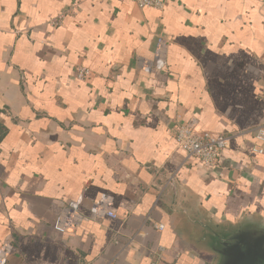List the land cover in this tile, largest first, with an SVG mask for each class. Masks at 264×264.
Wrapping results in <instances>:
<instances>
[{
    "label": "crops",
    "instance_id": "crops-1",
    "mask_svg": "<svg viewBox=\"0 0 264 264\" xmlns=\"http://www.w3.org/2000/svg\"><path fill=\"white\" fill-rule=\"evenodd\" d=\"M163 1L0 0L7 264H206L192 228L264 212V141L239 135L264 123V0ZM158 36L167 67L145 72ZM192 118L235 134L215 168L176 141ZM102 196L116 218H89ZM71 204L85 219L56 231Z\"/></svg>",
    "mask_w": 264,
    "mask_h": 264
},
{
    "label": "built area",
    "instance_id": "built-area-1",
    "mask_svg": "<svg viewBox=\"0 0 264 264\" xmlns=\"http://www.w3.org/2000/svg\"><path fill=\"white\" fill-rule=\"evenodd\" d=\"M139 8H155L162 10L165 7L163 0H129ZM62 16L52 21L54 25L60 23ZM169 40L164 36L157 37L156 49L154 58L142 59L141 66L145 72L160 71L167 67V54L169 47ZM92 71L86 66H79L76 71V76L80 80L90 78ZM253 133L258 142L264 141V123L244 130L239 135H246ZM235 135V134H234ZM234 135H227L215 133L208 130H201L197 127L196 118H192L187 122H181L175 129V138L180 147L185 149L189 157L195 158L201 164L209 168H215L219 164L220 156L223 150L231 145ZM253 151L259 154L264 153V148L260 144L253 146ZM118 214L111 206V200L108 196H102L97 201L93 202L89 210V218L93 220L102 219L105 217L116 218ZM78 204H71L66 206L62 212L57 216L54 223V228L58 232H71L79 227L81 222L85 219ZM158 229H163V224H154ZM12 246L8 242H3L0 246V264H7L8 258L11 254ZM161 254L163 248H159ZM152 264H159L156 260Z\"/></svg>",
    "mask_w": 264,
    "mask_h": 264
},
{
    "label": "water",
    "instance_id": "water-1",
    "mask_svg": "<svg viewBox=\"0 0 264 264\" xmlns=\"http://www.w3.org/2000/svg\"><path fill=\"white\" fill-rule=\"evenodd\" d=\"M206 264H264V212H242L237 222L206 221L190 233Z\"/></svg>",
    "mask_w": 264,
    "mask_h": 264
}]
</instances>
